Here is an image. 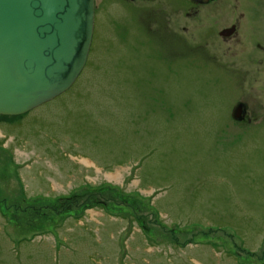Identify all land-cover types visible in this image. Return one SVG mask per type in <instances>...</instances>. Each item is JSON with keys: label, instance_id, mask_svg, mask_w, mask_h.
<instances>
[{"label": "rangeland", "instance_id": "374dc122", "mask_svg": "<svg viewBox=\"0 0 264 264\" xmlns=\"http://www.w3.org/2000/svg\"><path fill=\"white\" fill-rule=\"evenodd\" d=\"M0 264H264V0H95L70 88L0 115Z\"/></svg>", "mask_w": 264, "mask_h": 264}, {"label": "water", "instance_id": "95a60500", "mask_svg": "<svg viewBox=\"0 0 264 264\" xmlns=\"http://www.w3.org/2000/svg\"><path fill=\"white\" fill-rule=\"evenodd\" d=\"M94 19L95 0H0V115L23 114L70 88L86 63ZM245 113L240 102L233 117Z\"/></svg>", "mask_w": 264, "mask_h": 264}, {"label": "flooded vegetation", "instance_id": "af4514ba", "mask_svg": "<svg viewBox=\"0 0 264 264\" xmlns=\"http://www.w3.org/2000/svg\"><path fill=\"white\" fill-rule=\"evenodd\" d=\"M187 1V0H186ZM190 2V1H189ZM191 3H193V2H191ZM223 30V29H222ZM246 111H247V105H246Z\"/></svg>", "mask_w": 264, "mask_h": 264}, {"label": "trees", "instance_id": "16d2710c", "mask_svg": "<svg viewBox=\"0 0 264 264\" xmlns=\"http://www.w3.org/2000/svg\"><path fill=\"white\" fill-rule=\"evenodd\" d=\"M1 116H5V115H1ZM15 116V115H14Z\"/></svg>", "mask_w": 264, "mask_h": 264}]
</instances>
